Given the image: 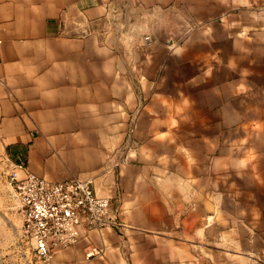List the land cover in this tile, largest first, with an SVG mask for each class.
Returning a JSON list of instances; mask_svg holds the SVG:
<instances>
[{
    "label": "crops",
    "instance_id": "0c3cea01",
    "mask_svg": "<svg viewBox=\"0 0 264 264\" xmlns=\"http://www.w3.org/2000/svg\"><path fill=\"white\" fill-rule=\"evenodd\" d=\"M171 6L221 18L228 34L246 35L256 18L264 25V0H0V264H181L165 189L142 183L130 164L117 167L129 139L144 143L157 127L171 94L134 72V45L120 33L147 23L153 8L167 23ZM19 164L51 182L93 180L122 227L84 233L41 262L21 243L10 185ZM92 247L103 254L87 258Z\"/></svg>",
    "mask_w": 264,
    "mask_h": 264
},
{
    "label": "rangeland",
    "instance_id": "374dc122",
    "mask_svg": "<svg viewBox=\"0 0 264 264\" xmlns=\"http://www.w3.org/2000/svg\"><path fill=\"white\" fill-rule=\"evenodd\" d=\"M150 11V24L120 34L134 45V72L171 94L117 167L165 189L181 264H264V25L256 18L246 35L228 34L216 16L171 6L163 23Z\"/></svg>",
    "mask_w": 264,
    "mask_h": 264
},
{
    "label": "built area",
    "instance_id": "2783aa9c",
    "mask_svg": "<svg viewBox=\"0 0 264 264\" xmlns=\"http://www.w3.org/2000/svg\"><path fill=\"white\" fill-rule=\"evenodd\" d=\"M21 171L25 172L23 178ZM10 185L21 203V243L43 263L53 259L55 250L77 244L84 233L122 227L111 200L95 194L91 179L51 182L19 164L10 176ZM102 254L103 250L92 247L87 258Z\"/></svg>",
    "mask_w": 264,
    "mask_h": 264
}]
</instances>
